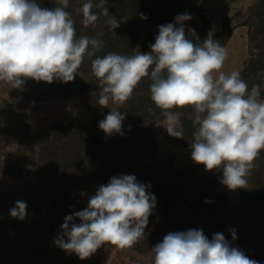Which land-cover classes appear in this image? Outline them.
I'll return each instance as SVG.
<instances>
[{
    "label": "clouds",
    "instance_id": "9594fccd",
    "mask_svg": "<svg viewBox=\"0 0 264 264\" xmlns=\"http://www.w3.org/2000/svg\"><path fill=\"white\" fill-rule=\"evenodd\" d=\"M106 2L99 0L95 5L100 13L93 11L91 0L82 5L84 27H94L100 15L107 17L112 31L120 26ZM55 3V8L48 9L38 0H0V81L16 89L27 79L71 82L88 57L102 89L96 102L103 108L109 101L123 105L148 77L150 98L162 110L168 135L183 138L179 115L172 109H194L191 159L205 171H222L221 183L230 190L247 188L264 150V99L260 85L249 90L238 71H221L228 53L219 41L210 36L202 43L188 39L184 22L192 17L185 13L177 15L174 23L158 26L149 52L130 56L112 52L100 57L96 53L102 48L101 40L77 38L74 20L66 10L69 0ZM141 18L147 16L141 14ZM188 32L196 37L194 29ZM125 118L126 113L111 109L98 127L109 136L123 135ZM148 187L134 175L113 176L98 187L85 209L65 217L62 235L54 243L81 260L105 244L132 248L143 238L156 205ZM26 209L25 202L16 201L10 216L22 220ZM77 218L79 224L74 222ZM229 231L235 240V229ZM152 251L154 264H259L231 246L222 233L209 239L200 229L168 233Z\"/></svg>",
    "mask_w": 264,
    "mask_h": 264
},
{
    "label": "trees",
    "instance_id": "16d2710c",
    "mask_svg": "<svg viewBox=\"0 0 264 264\" xmlns=\"http://www.w3.org/2000/svg\"><path fill=\"white\" fill-rule=\"evenodd\" d=\"M196 1L107 0L105 7L120 21V26L113 31L103 15L94 27H84L80 9L88 0H69L66 10L74 20L77 38L88 36L103 42L96 56L103 57L112 52L130 56L149 52V45L158 35V26L174 23L175 17L194 8ZM233 1L223 0L224 3ZM91 2L93 11L100 13L101 10L95 7L99 0ZM38 3L48 9L57 6L55 0H38ZM250 13L248 42L251 54L239 73L249 90L253 85L261 86V98L264 99V77L252 81L248 69L253 63L263 64L264 68V0H255ZM141 14L147 19L141 18ZM184 26L187 38L193 43H202L210 36L223 47L233 31V26L225 23L220 32L210 33L208 23L201 20L194 29L197 40L189 34L191 28L186 21ZM260 71L264 72V69ZM150 83L148 77L143 78L132 98L116 107L122 114L126 113L122 122L123 135L109 136L99 129V122L115 109L105 107L92 109L89 126L55 124L31 134L27 124L24 129L20 127L25 124L23 104L11 106L6 102L4 109L12 108L5 112L0 110V114L10 118L0 124V157H3L4 147L15 144L16 149L9 154L14 159L10 157L7 161L15 166L27 162L32 167L37 176L35 195L40 201L39 212L46 211L48 221L45 226H39L33 219L25 224V219L12 217L11 227H8L11 229L1 228L6 211L1 203L0 264H81L74 253H68L54 243L62 235L61 225L66 216L87 207L99 186L107 185L110 178L121 174L134 175L137 181L150 185L147 191L156 197L145 234L139 240L141 247L153 248L168 233L200 229L209 239L215 233H222L231 246L264 264V150L255 161L256 167L248 177L247 188L236 189L240 193V203L232 207L228 194L218 190L222 171H205L204 166L197 163L178 169L172 157L154 159L151 156L157 144L151 126L165 117L150 98ZM172 111L180 116L183 138L167 135L166 139L175 146L190 147L196 129L194 109L184 107ZM74 222L79 224L80 220L77 218ZM7 229L13 233H8ZM230 229H235V240Z\"/></svg>",
    "mask_w": 264,
    "mask_h": 264
},
{
    "label": "rangeland",
    "instance_id": "374dc122",
    "mask_svg": "<svg viewBox=\"0 0 264 264\" xmlns=\"http://www.w3.org/2000/svg\"><path fill=\"white\" fill-rule=\"evenodd\" d=\"M254 2L255 0H252L251 5L246 9L247 24L249 23L248 21L251 16L250 8L253 6ZM228 4L229 2L225 3V5ZM224 7L225 6L221 5L219 9ZM210 12L211 11L204 13L198 6L197 0L194 8L185 11V13L190 14L192 17L190 20L186 21L188 26L191 29H195L196 23L204 20L208 23V30L210 32ZM237 13L239 14V12ZM222 22L223 24L227 23L228 25H232L233 23L232 18L229 17H224ZM249 29L248 24V32ZM253 52L257 54V51ZM249 53L251 54V49L249 50ZM249 56L250 55L248 54L247 59L250 58ZM94 58L95 57L92 59ZM254 60H259V57H254ZM262 66L263 64L253 63L248 68L250 69V75L252 76L250 80L263 79L264 72L260 71V69H264ZM101 90L99 80L92 73L91 60L88 57H85L81 66L77 70L75 79L71 82L64 83L59 80H54L52 83H47L44 81L37 82L32 79H27L20 89H16L13 88L11 84L0 81V110L1 112H5L11 109V106H14L16 103L23 104L21 107H23L25 113V124L23 123L20 127L21 129H24L27 124V128L31 134L39 133L55 124L86 127L90 125V117L93 112L92 109L94 107H100L96 101ZM6 102L11 105L8 110L4 109ZM119 106L120 105L109 101L108 107L105 108H116ZM8 116L7 114H0V124H5L6 120H10ZM159 122H156L151 126L156 143L158 136L168 142L166 139V136L168 135L167 131L154 128L155 124ZM15 149V144H10L7 147H4V150L2 151L3 157H0V192L2 193L0 195V204L2 203L1 206L6 210L4 213V224L1 228L11 227L12 217L10 216V209L15 207L16 201L25 202L27 207L30 204L27 211L28 214H26V218H24L25 222L23 221V223L26 224V221L33 219L36 222L35 225L45 226L47 224L46 221H48V216L46 211L39 212L40 206H38V204L40 201L37 200L35 195V192H37V176L32 172V167L27 162H20L18 166H15L7 161L10 157L11 159H14V157L9 154L13 153ZM175 149L177 151H182V149L188 150H184L179 154H171L166 157H161L158 153L156 144L155 153L151 156L154 157V159H166L167 157H172L174 166L178 169L183 166L195 164L191 159L190 147H176ZM187 161L189 162L188 164ZM8 172H10V174H6ZM218 190L226 192L229 197L230 189L227 186L220 183L218 185ZM236 191L238 202L234 205L229 200L232 207H237L240 203V193L238 190ZM8 233L12 234L13 231L8 230ZM140 241L132 248L124 250L118 249L111 244L102 245L94 254L84 260H81L75 253L74 255L81 261V264H154L152 247H141Z\"/></svg>",
    "mask_w": 264,
    "mask_h": 264
},
{
    "label": "crops",
    "instance_id": "0c3cea01",
    "mask_svg": "<svg viewBox=\"0 0 264 264\" xmlns=\"http://www.w3.org/2000/svg\"><path fill=\"white\" fill-rule=\"evenodd\" d=\"M252 0H235L225 5L223 0H198V6L203 10L204 13L209 11V29L210 33H217L223 29V18H232L233 31L231 37L225 45L228 56L224 62L221 71L224 73H231L233 71L240 72L244 62L247 60L249 54V42H248V25L247 20V10L251 5ZM224 8L219 9L220 7ZM239 12V14L237 13ZM215 75H218L216 73ZM164 121L155 124L154 128L166 131L164 126ZM175 146L164 139L157 137V149L161 157H166L171 154H179L182 151H177ZM189 162L187 161V164ZM229 200L232 204L236 205L238 202V195L236 190H229Z\"/></svg>",
    "mask_w": 264,
    "mask_h": 264
}]
</instances>
